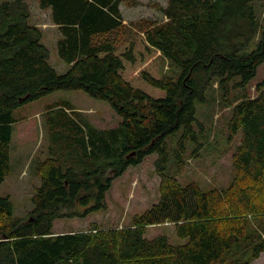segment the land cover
<instances>
[{
  "label": "trees",
  "instance_id": "trees-1",
  "mask_svg": "<svg viewBox=\"0 0 264 264\" xmlns=\"http://www.w3.org/2000/svg\"><path fill=\"white\" fill-rule=\"evenodd\" d=\"M121 0H38L60 37L57 72L42 31L30 23L25 0L0 4V183L9 173L14 111L55 91H82L108 102L118 128L93 131L89 142L61 138L68 152L36 168L39 186L26 219L0 196V264H251L264 253V78L255 96L242 94L229 120L240 133L226 189L182 186L165 173V138L192 136L195 102L217 84L244 91L264 63V0H168L163 21L130 25L136 37L116 39L130 26ZM168 73L158 76V56ZM172 67L174 69H172ZM70 127H73L70 123ZM76 148V149H75ZM156 155L159 200L128 226L53 232L58 219L84 218L107 208L115 178ZM170 225L181 241L145 237Z\"/></svg>",
  "mask_w": 264,
  "mask_h": 264
},
{
  "label": "rangeland",
  "instance_id": "rangeland-1",
  "mask_svg": "<svg viewBox=\"0 0 264 264\" xmlns=\"http://www.w3.org/2000/svg\"><path fill=\"white\" fill-rule=\"evenodd\" d=\"M5 1L12 0H0V4ZM25 1L30 10V23L42 31L41 42L49 50L50 65L59 73L66 72L68 66L56 54L60 34L51 24L49 9L41 10L38 0ZM167 1L121 0L119 9L124 24L134 27L144 20L163 21L161 9L166 7ZM132 27L115 38L117 46L129 37L137 38ZM166 73L167 61L158 56L156 74ZM263 78L264 63L244 91L233 87L238 82L234 79L227 100H224L217 84L208 86L204 100L195 102L192 136L184 135L180 129L165 138L168 155L165 173L174 176L183 187L193 183L203 190L226 189L235 177L231 157L240 142L239 132L234 136L229 132L231 104L242 94L255 96L258 83ZM14 117L17 122L12 124L9 173L0 183V196L9 198L14 215L22 220L31 211V198L39 186L35 173L38 163L54 157L56 150L61 154L68 152V146L61 138L71 139L78 147L80 140L89 142L93 131L118 128L121 121L108 102L94 99L82 91L49 93L18 107ZM156 158L155 154L146 156L139 165L127 168L113 180L106 194L105 210L84 218L58 219L54 222L53 232L86 231L91 225L99 228L128 226L134 215L143 213L159 200L160 180L154 166ZM158 235L166 236L172 244L181 243L170 225H154L146 229L147 239ZM251 264H264V253Z\"/></svg>",
  "mask_w": 264,
  "mask_h": 264
}]
</instances>
